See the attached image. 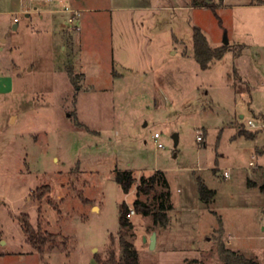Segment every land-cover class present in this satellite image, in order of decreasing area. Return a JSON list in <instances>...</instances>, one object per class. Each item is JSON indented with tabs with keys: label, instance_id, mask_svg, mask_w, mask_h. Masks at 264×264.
Masks as SVG:
<instances>
[{
	"label": "rangeland",
	"instance_id": "obj_1",
	"mask_svg": "<svg viewBox=\"0 0 264 264\" xmlns=\"http://www.w3.org/2000/svg\"><path fill=\"white\" fill-rule=\"evenodd\" d=\"M209 2L215 10L193 0H86L73 25L62 6L54 23L31 7L0 8L3 264L119 256V207L136 192H123L117 169L138 182L163 170L169 181L167 227L131 212L139 264H221L222 245L264 246V198L249 196L245 179L264 167V0ZM196 27L213 47L238 44L210 71L195 59ZM198 178L220 205L201 201ZM45 186L52 191L39 201ZM23 214L58 237L35 259Z\"/></svg>",
	"mask_w": 264,
	"mask_h": 264
},
{
	"label": "trees",
	"instance_id": "obj_2",
	"mask_svg": "<svg viewBox=\"0 0 264 264\" xmlns=\"http://www.w3.org/2000/svg\"><path fill=\"white\" fill-rule=\"evenodd\" d=\"M209 0H193L194 7H206L214 9L213 2L207 3ZM211 1V0H210ZM223 1V0H222ZM215 10V9H214ZM218 16V15H217ZM195 48V59L198 62L201 70L207 71L211 69V66L216 62L223 59V57L230 50L229 45H224L218 48H213L208 43L207 38L203 31L196 27L193 39ZM247 133H241L242 136H246ZM254 135L248 134V138H252ZM115 180L121 186L125 194H129L130 191L135 188L136 200L133 205L130 206L126 202H122L119 207V245L120 255H117L116 250L110 249L107 259L96 255L95 260L98 264H139V254L136 250L133 242L129 240L127 233L133 229L134 224L131 219V212L133 211L137 215L144 217H152L155 226L167 227L170 223L169 211L173 209L171 201V193L169 187V181L167 180L165 172L162 170L156 171L151 176L141 177L139 182L136 180L132 170L123 171L116 170ZM198 180V192L201 201L207 206L214 205V199L216 190H211L206 183ZM264 190V187H262ZM51 187L45 186L38 189L36 193L37 199L42 201L44 196L50 193ZM142 198H146V201ZM23 234L26 236V242L36 252L45 255V249L49 244L56 242L58 237L48 232H43L41 227L35 228L31 222V218L28 214H23L17 217ZM3 232L0 230V243L3 241ZM112 238V237H111ZM221 264H260L259 261L253 256H247L239 251H232L225 247L220 246ZM3 253L0 252V259Z\"/></svg>",
	"mask_w": 264,
	"mask_h": 264
},
{
	"label": "crops",
	"instance_id": "obj_3",
	"mask_svg": "<svg viewBox=\"0 0 264 264\" xmlns=\"http://www.w3.org/2000/svg\"><path fill=\"white\" fill-rule=\"evenodd\" d=\"M85 2H86V0H0V8H5L6 6H11V7L17 9L18 12H23V10L26 9L27 7H31L35 12H37L38 14L39 13L41 14L40 18L42 20L54 23V21H56V19L58 18L56 15H54V14H56L55 12H56V9H58V7L61 8V6H62V10H63V7L67 6V7H69L72 10L73 9L77 10V11L79 10L81 12L83 10L81 8L83 7V4ZM225 2H226V0H223V3H225ZM86 10L90 11V10H94V9L92 8V9H86ZM15 12H17V11H15ZM15 12H13V13H15ZM52 13H54V14L52 15ZM229 46H230V50L229 51H233L234 48L236 46H238V44L237 43L229 44ZM211 47H213V46H211ZM218 47H221V46H218ZM218 47H213V48H218ZM211 68H212V66H211ZM210 70L211 69H209L207 71H210ZM140 79L143 80L144 77H140ZM261 139H263V142H264V138H261ZM261 153L264 154V149L261 150ZM251 166H253V162H251ZM260 170H264V167L258 168V169H253V173H252L251 177L247 176L245 174L246 191L249 194V196L257 199V201L258 200H262L264 198V190H262V187H264V184H260L259 183L260 182L259 181ZM225 172H228V171H225ZM216 173H218L217 175L218 176H222L224 179H229L230 178V173L229 172H228L229 173V178H225L224 174L223 175L220 174L219 171H217ZM262 177L264 178V173H263ZM202 180L205 182L204 179H202ZM210 189L211 190H216V189H212V188H210ZM198 194H199V192H198ZM219 199L220 198L217 195V190H216V195H215V199H214V204H216V206L220 205V200ZM228 239L232 240V239H234V237L233 236L231 237V235H228ZM3 242H4V244H2L3 246H8V241L5 239V236H3ZM228 246L232 247L231 249L229 248L230 250L239 251V252H241V253L249 256V257L254 254L255 258L259 261V263L260 264L261 263L264 264V262H262V258L264 257V246L259 248V249H255V248L251 249L250 248L248 250L247 249H243V247H241L239 242H234V243L232 242V244L228 245ZM0 247H1V243H0ZM4 254H3V256L0 259V264H3ZM7 254L10 255L11 253L7 252ZM29 255H31L30 258L35 259L36 256H37V252L33 249V252L29 251Z\"/></svg>",
	"mask_w": 264,
	"mask_h": 264
},
{
	"label": "built area",
	"instance_id": "obj_4",
	"mask_svg": "<svg viewBox=\"0 0 264 264\" xmlns=\"http://www.w3.org/2000/svg\"><path fill=\"white\" fill-rule=\"evenodd\" d=\"M63 11L65 12V13H69L70 14V18H69V20H68V22L70 23V24H74V23H77L79 20H80V18H81V13L79 12V11H77V10H72V9H70L69 7H67V6H64L63 7ZM248 125L250 126V127H255V125H254V123L252 122V121H248ZM161 138V135L159 134V133H156L155 135H154V139L155 140H158V139H160ZM198 140L200 141V142H202L203 141V137L200 135V136H198ZM158 147L160 148V149H162L163 148V145H161V144H158ZM224 177L225 178H229V173L228 172H225L224 173ZM132 213H134L133 211H132Z\"/></svg>",
	"mask_w": 264,
	"mask_h": 264
},
{
	"label": "water",
	"instance_id": "obj_5",
	"mask_svg": "<svg viewBox=\"0 0 264 264\" xmlns=\"http://www.w3.org/2000/svg\"><path fill=\"white\" fill-rule=\"evenodd\" d=\"M229 44L230 43H228V41H227L226 46ZM174 138H175V144H177L178 143V136L176 135ZM156 243H157V233H154L150 238L149 248L151 250H154V248L156 247ZM1 244H4V242L2 241Z\"/></svg>",
	"mask_w": 264,
	"mask_h": 264
}]
</instances>
